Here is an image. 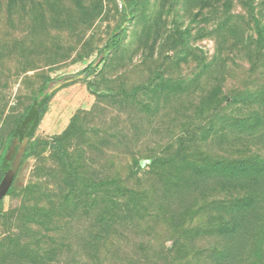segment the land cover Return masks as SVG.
<instances>
[{
  "label": "rangeland",
  "instance_id": "1",
  "mask_svg": "<svg viewBox=\"0 0 264 264\" xmlns=\"http://www.w3.org/2000/svg\"><path fill=\"white\" fill-rule=\"evenodd\" d=\"M127 1L121 45L94 74L58 87L42 112L0 206V264H178L214 245L177 240L175 231L191 216L197 225L213 221L203 202L214 189L182 204L171 224L153 158L181 150L199 162L234 150L213 136L211 106L224 95L221 112L232 114L236 89L264 87V59L251 62L260 52L250 16L260 18L264 0ZM123 21L122 0H0V153L13 160L20 141L12 132L42 85L82 73ZM243 44L254 55L242 56ZM220 51L226 59L217 66ZM120 177L155 203L103 241L86 219L105 197L101 185ZM257 238L263 247L264 232ZM260 262L255 254L249 264Z\"/></svg>",
  "mask_w": 264,
  "mask_h": 264
},
{
  "label": "trees",
  "instance_id": "2",
  "mask_svg": "<svg viewBox=\"0 0 264 264\" xmlns=\"http://www.w3.org/2000/svg\"><path fill=\"white\" fill-rule=\"evenodd\" d=\"M122 3L124 21L113 31L108 42L101 49L98 59L87 65L82 73L66 78L60 85L52 87L53 79L42 85L33 105L18 120L12 132L11 140L20 141L15 146L16 153L24 151L22 154L24 157L33 150L35 142H31V138L50 96L59 89L58 87L80 79L83 74H94L121 45L127 33V25L132 18L128 1L122 0ZM242 5L244 6L243 2ZM261 10L262 21L259 16L250 15L257 22L255 26L257 37L253 38V43L260 52L251 61L253 65H258L264 59V8ZM236 38L239 40V37ZM249 51L250 49L243 44L242 56L254 55ZM225 59L224 53L220 51L215 55L214 63L221 66ZM96 62H98L97 66L94 65ZM222 81L219 80L217 83L219 85L216 86L219 92L223 90ZM216 97L217 101L211 106L216 111L213 114V118L216 116L215 122L210 125L213 126V136H218L224 146L228 143L234 147V150L230 149L228 156L222 154L221 158L204 159L199 162L189 158L188 155L183 156L181 150L172 157L153 158V173L165 174L163 182L158 181L165 193L163 197H166L165 213L160 212V207L155 209L166 219L172 220L169 221L172 224L173 219L179 215L175 212L179 208L185 209L182 204L198 201L196 199L199 198L205 201L207 191H210V188L214 189L211 199L206 200L205 204L203 202V207L209 212L213 221L197 225L191 216L186 227H182L181 224L175 230L177 240H180V236L187 235L190 239L213 241L214 245L206 248L207 252L203 253L201 260L195 262L184 260L178 264H249L255 254H262L263 262L260 264H264V246H257V237L264 232V87H256L253 91L236 89L228 96L234 106L232 114L221 112L220 102L225 99L224 95L217 94ZM23 144H28L26 153ZM6 151L0 153V206L3 197L13 190V180L20 165V163H11ZM173 163L178 165L174 170L170 169ZM101 186L104 187L105 197L99 204H94L96 200H93L90 206L95 205V207L86 220L89 221L90 231L99 232L98 237L103 241H110L112 239L110 235L123 224L142 219L144 210L145 213H152L149 207L155 202L147 199L146 193L140 192L129 178L120 177ZM97 208H101L99 214L96 212ZM89 234H93V231Z\"/></svg>",
  "mask_w": 264,
  "mask_h": 264
},
{
  "label": "water",
  "instance_id": "3",
  "mask_svg": "<svg viewBox=\"0 0 264 264\" xmlns=\"http://www.w3.org/2000/svg\"><path fill=\"white\" fill-rule=\"evenodd\" d=\"M94 65L97 66L98 65V62H96ZM22 154H24V151L19 152V153H16L15 156H14V158H13V160L11 161V163L19 164L20 161H21Z\"/></svg>",
  "mask_w": 264,
  "mask_h": 264
}]
</instances>
